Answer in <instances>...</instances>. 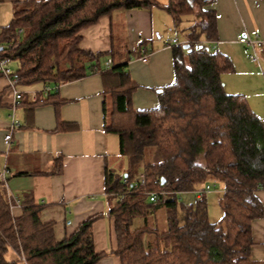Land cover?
Instances as JSON below:
<instances>
[{
  "label": "trees",
  "instance_id": "1",
  "mask_svg": "<svg viewBox=\"0 0 264 264\" xmlns=\"http://www.w3.org/2000/svg\"><path fill=\"white\" fill-rule=\"evenodd\" d=\"M213 2L19 0L12 3L10 22L0 27V56L15 63L21 84L57 88L99 73L110 101L104 128L118 135L120 154L139 162L149 149L159 153V161H143L144 183L137 181L138 172L105 171V192L116 196L108 215L116 235L112 252L120 264H256L252 221L263 215L255 192L264 188V119L244 94L225 89L222 76L234 70L229 56L204 44L219 37L217 12L205 8ZM152 6L176 18L198 7V20L188 32V48L174 47L175 81L159 93V105L134 109L137 85L126 63L103 67L104 53L80 47V30L114 10ZM142 46L130 49L128 57L147 56ZM51 92L38 101L44 103ZM67 126L58 122L56 130ZM211 180L222 185V214L216 220L210 215L212 185L197 195ZM152 192H159L154 200ZM41 209L42 204L25 203L14 217L0 183V264H95L105 255L95 251L92 237V223L101 213L56 240L53 222L40 219ZM159 209L166 210L163 229L148 224V215ZM135 218L143 225L132 227Z\"/></svg>",
  "mask_w": 264,
  "mask_h": 264
},
{
  "label": "crops",
  "instance_id": "2",
  "mask_svg": "<svg viewBox=\"0 0 264 264\" xmlns=\"http://www.w3.org/2000/svg\"><path fill=\"white\" fill-rule=\"evenodd\" d=\"M15 1L19 0H0V27L10 22ZM205 8L217 12L219 37L204 44L226 54L234 64V70L227 72L230 75H223L227 92L243 94L238 89L251 88L253 82L263 84L257 63L251 61L250 49L239 41V34L260 33L264 38V0H214ZM198 12L195 7V13L176 18L159 6L114 10L82 28L79 45L104 53L100 57L103 67L126 63L137 85L132 106L154 108L159 105V93L175 81L174 47L187 49L184 45L189 42L188 32L196 24ZM142 42L149 54L128 57L127 52ZM258 52L264 60V45ZM114 53L119 56L116 63L111 57ZM43 86L18 82L21 97L14 103L8 80L0 74V174L4 173L0 183L11 213L19 216L25 203L42 204L40 219L53 222L56 240L69 235L87 217L101 213L92 223V237L95 251L105 255L95 264H120L112 252L116 235L113 218L108 215L116 196L105 192L104 175L109 170L107 159L122 154L118 135L104 128L109 99L103 95L101 76L95 73L60 83L41 103L38 100L47 95L40 92ZM244 95L249 98V94ZM12 118L18 125L11 129L6 145L4 135ZM58 122L69 127L56 130ZM255 193L263 205V215L252 221L251 255L256 264H264V188Z\"/></svg>",
  "mask_w": 264,
  "mask_h": 264
},
{
  "label": "rangeland",
  "instance_id": "3",
  "mask_svg": "<svg viewBox=\"0 0 264 264\" xmlns=\"http://www.w3.org/2000/svg\"><path fill=\"white\" fill-rule=\"evenodd\" d=\"M245 45V44H244ZM246 46V45H245ZM250 49V52L252 51V49L247 46ZM259 54V52H258ZM111 56V55H109ZM111 57H113V63H116L117 60L119 59V56L117 53H114ZM260 62L257 63L256 65V69H258L261 72L262 75V83L260 82H253L252 87L251 88H240L238 89V92H241L243 94L247 93L249 94V98L247 97V101L248 104L250 105V107H254L252 109H254V111L257 112V114L259 116H261L264 119V72H263V67H264V60L263 57H260ZM12 65V69H15V63H11ZM263 66V67H262ZM225 74V75H224ZM224 78L227 74L224 73ZM227 74V75H226ZM232 75V74H231ZM238 75L236 74L235 77H237ZM228 77V76H227ZM223 78V76H222ZM225 83V82H224ZM110 106L109 101H108V107ZM150 159L152 161H159L160 160V155L158 152H156V150L153 149H149L146 153V155L143 158V161H145V159ZM143 161H139V162H133L131 161L128 157L124 156V155H119L116 156L115 158L111 157L109 159H107V164H108V168L111 172H113L114 174L121 172V173H125L126 171L130 170L132 172H139V170L142 168V164ZM142 171V170H141ZM210 185H212V189L211 191L208 192L209 195V203H210V215H211V220H216L218 218H220L221 216V207H220V203L218 201V197L221 194V182L218 181H210L209 182ZM148 224L150 225H154L159 227L160 229H163L166 226V210L165 209H159L156 213H154L153 215H148ZM143 225V220L141 218H135L132 222V227H138ZM6 257L10 258V253L7 252L6 253Z\"/></svg>",
  "mask_w": 264,
  "mask_h": 264
},
{
  "label": "built area",
  "instance_id": "4",
  "mask_svg": "<svg viewBox=\"0 0 264 264\" xmlns=\"http://www.w3.org/2000/svg\"><path fill=\"white\" fill-rule=\"evenodd\" d=\"M21 29L18 30L20 32ZM239 41L246 46H249L252 51L250 52V59L252 62H257L259 63V54L258 50L263 47L264 45V38L260 33H256L255 35H249L247 33H240L239 34ZM110 61L107 62V65L109 64ZM0 74L5 76L8 80V89L13 93L14 96V103H17L21 97V92L16 88L17 83L19 82V76L13 73V69L11 68V60L8 57H1L0 56ZM54 86L50 85H45L43 88L40 90V92L45 95L51 90H53ZM35 99V97H34ZM42 100V97L40 98ZM18 125L17 121L12 118L11 123H10V130L8 133L4 135V143L7 145L10 142L11 139V129ZM1 178L4 177V173L2 172L0 174ZM144 173L143 171H139L137 173V181L140 183H144ZM211 188L210 184H207L204 188L201 190L197 191V195H199L203 190H209ZM159 192H152L150 193V200H154L156 198L157 194Z\"/></svg>",
  "mask_w": 264,
  "mask_h": 264
},
{
  "label": "water",
  "instance_id": "5",
  "mask_svg": "<svg viewBox=\"0 0 264 264\" xmlns=\"http://www.w3.org/2000/svg\"><path fill=\"white\" fill-rule=\"evenodd\" d=\"M188 46H189L188 44H185V45H184L185 48H188Z\"/></svg>",
  "mask_w": 264,
  "mask_h": 264
}]
</instances>
